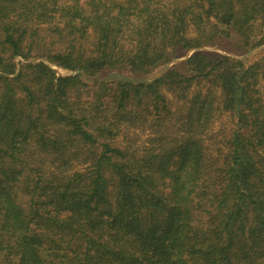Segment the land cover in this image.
I'll return each mask as SVG.
<instances>
[{"label":"trees","instance_id":"obj_1","mask_svg":"<svg viewBox=\"0 0 264 264\" xmlns=\"http://www.w3.org/2000/svg\"><path fill=\"white\" fill-rule=\"evenodd\" d=\"M223 37L264 0H0V264H264V57Z\"/></svg>","mask_w":264,"mask_h":264},{"label":"rangeland","instance_id":"obj_2","mask_svg":"<svg viewBox=\"0 0 264 264\" xmlns=\"http://www.w3.org/2000/svg\"><path fill=\"white\" fill-rule=\"evenodd\" d=\"M237 46L238 44L236 42V37H232V38L223 37L218 41L215 40L213 43L202 47L201 49L212 52H218L221 54H229L237 58L243 59V61H245L246 63H251L259 58L264 57V44L250 50H241ZM191 52L192 50H188L185 53L183 52L180 55H177L174 58L159 64L148 74H134L131 73L127 68L114 69V70L108 69L102 71L100 74L96 75L93 79L111 80V79H116L115 76L118 75V76H127L130 78L140 79V80H150L153 77L181 63L185 59V57L189 55ZM59 71L62 74L68 73L66 70L63 69ZM229 125H230V119L226 114H223L214 119L213 129L218 130L220 128H226ZM139 137H140L139 142H141V140H143L144 138V135L139 134Z\"/></svg>","mask_w":264,"mask_h":264}]
</instances>
